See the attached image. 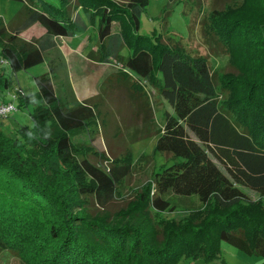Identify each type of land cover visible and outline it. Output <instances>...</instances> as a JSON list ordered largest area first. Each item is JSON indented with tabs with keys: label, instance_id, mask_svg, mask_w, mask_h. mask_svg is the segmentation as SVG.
Instances as JSON below:
<instances>
[{
	"label": "trees",
	"instance_id": "trees-1",
	"mask_svg": "<svg viewBox=\"0 0 264 264\" xmlns=\"http://www.w3.org/2000/svg\"><path fill=\"white\" fill-rule=\"evenodd\" d=\"M11 1L20 8L14 30L0 26L1 61L13 73L47 69L32 95L0 71V101L13 90L15 108L31 106L33 121L0 124V251L19 264H209L221 260L222 241L264 264V0L207 14L204 36L238 65L220 77L206 57L139 32L149 0ZM167 1L162 23L179 0ZM33 24L43 36L21 38ZM77 33L94 43L96 62L120 64L116 82L148 84L172 109L154 146L166 161L118 209L109 202L134 161L128 152L94 164L103 153L79 141L96 111L76 98L56 43ZM173 198L198 205L177 211Z\"/></svg>",
	"mask_w": 264,
	"mask_h": 264
},
{
	"label": "rangeland",
	"instance_id": "rangeland-1",
	"mask_svg": "<svg viewBox=\"0 0 264 264\" xmlns=\"http://www.w3.org/2000/svg\"><path fill=\"white\" fill-rule=\"evenodd\" d=\"M237 2L238 0H179L169 7L166 22L162 23L159 20L160 12L169 2L167 0H149L146 10L140 18L139 32L145 35H161L164 39L169 40L168 43L176 44L190 55L206 57L212 72H215L219 77L224 74L236 73L238 65L230 61L227 54L220 52L212 39L204 36L202 23L212 8H222ZM19 8V2L0 0V25L3 26L13 21ZM10 27L8 26V28ZM38 31L40 30L34 27L22 38L36 37L39 34ZM57 42L58 45L67 46L72 51H76L65 54L67 72L72 79L86 77L94 80L92 87L97 93L86 101L92 103L95 108V126L90 127L88 132L79 136V141L88 144L97 154L103 153L104 158L92 156L90 161L94 164L105 165L107 158L110 160L116 156L127 155L128 152L131 155V161H134L131 176L120 185L119 192L109 202V208L118 209L130 200L131 202L136 200V193L140 187L148 182L153 171L166 161L163 155L154 151V146L160 135L159 129L164 124L165 113H172V109L148 84L130 88V81H133L131 76H127L125 82H116L117 66H120L116 62L113 63L114 65L109 64L105 67L106 73L96 86V78L101 66L92 63L97 59L95 45L87 39L86 33H77L67 39L58 38ZM122 55H126V50L122 51ZM46 69L47 65L41 63L13 73L0 58V71L11 77L14 85H17L25 95L37 92L34 77L45 72ZM14 93L13 90L7 92L2 100H10L15 104ZM15 105L17 106V101ZM31 111V106L17 107L0 118V124L2 128L9 127L12 130L24 126L31 127L33 122ZM243 191L252 199L257 198L256 194L251 191L244 188ZM173 201L177 204L175 205L177 211L198 205L195 198L183 200L173 198ZM150 210L151 216L156 220L154 208L151 207ZM164 216L166 219H171L173 214L165 213ZM218 252L222 261L218 259L209 264H261L263 261L260 256L246 255L222 241L218 244ZM0 264H19V260L9 251L1 250ZM181 264H185L184 261Z\"/></svg>",
	"mask_w": 264,
	"mask_h": 264
},
{
	"label": "crops",
	"instance_id": "crops-1",
	"mask_svg": "<svg viewBox=\"0 0 264 264\" xmlns=\"http://www.w3.org/2000/svg\"><path fill=\"white\" fill-rule=\"evenodd\" d=\"M15 22L12 21L6 25H3V26H11L9 28V30H14L16 28V24H14ZM1 26V25H0ZM34 27H37L40 31L39 34L36 36V37H33V38H39L41 36H43L45 30L37 25V24H33L31 25L30 27L26 28L25 30H23L19 36L22 38V36L27 33L30 29H34ZM76 35V34H75ZM74 36V35H73ZM31 38V39H33ZM67 38H71V37H67ZM67 38H59V39H67ZM31 39L26 38L24 40L26 41H30ZM58 38L56 39V43H57V49L58 51L60 52V54L62 55L64 61H66V56L65 54H68V53H72V52H76V51H72L71 48L67 47V46H63V45H58V42H57ZM64 45L65 42L63 41ZM84 46V43L82 44V47ZM92 63H94V65L96 66H101V69L100 71L98 72V76L96 78V86L98 83H100L99 81H101V79L103 78V76L105 75L106 73V70H105V67H107L109 64L110 65H114L113 63H100V62H95V61H92ZM67 64V63H66ZM118 68V66H117ZM68 73V72H67ZM68 76H69V81L71 83V86L73 88V91H74V94L76 96V98L79 100V101H86L88 98H91L92 96H94L97 91L94 90V87H92V82H94V80H90V79H87L86 77H80L79 79H72V77L70 76V74L68 73ZM103 82V81H102ZM21 90V89H20Z\"/></svg>",
	"mask_w": 264,
	"mask_h": 264
},
{
	"label": "built area",
	"instance_id": "built-area-1",
	"mask_svg": "<svg viewBox=\"0 0 264 264\" xmlns=\"http://www.w3.org/2000/svg\"><path fill=\"white\" fill-rule=\"evenodd\" d=\"M14 109L15 106L12 101H0V118H3L8 112Z\"/></svg>",
	"mask_w": 264,
	"mask_h": 264
}]
</instances>
